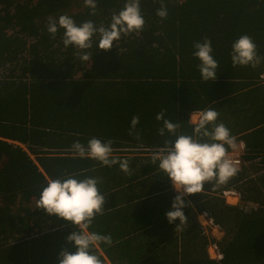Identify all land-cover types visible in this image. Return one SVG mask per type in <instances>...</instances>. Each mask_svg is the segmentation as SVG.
<instances>
[{
    "label": "trees",
    "instance_id": "trees-1",
    "mask_svg": "<svg viewBox=\"0 0 264 264\" xmlns=\"http://www.w3.org/2000/svg\"><path fill=\"white\" fill-rule=\"evenodd\" d=\"M96 3L91 15L83 0H0V69L6 71L0 76V264H59L61 250L74 252L66 237L80 228L37 207L42 188L48 179L71 175L80 180L90 171L97 160L74 155L75 141L86 145L96 137L111 139L112 147L163 148L165 139L175 136L158 134L163 122L155 117L162 109L164 118L179 124L177 135H192V111L214 109L217 123L249 148L244 159L260 157L258 169H264V85L259 82L264 60L255 68L234 67L230 57L232 43L247 34L264 58V0H165L166 19L156 15L160 0H140L142 31L121 35L110 50H99L95 35L90 49L63 48L64 30L54 38L47 31L49 18L62 14L77 25L91 20L107 27L125 0ZM204 38L211 41V55L218 62L214 81L201 79L200 61L193 55L194 42ZM82 51L92 54L89 63L79 58ZM133 116L139 117L138 139L129 135ZM135 165L129 162L133 170ZM117 169L119 164L113 165L109 176ZM244 175L238 171L223 185L205 182L201 193L183 197L188 225L178 226V218L167 221L171 206L166 203L175 193L166 202L167 192L157 195L160 205L152 210L158 211L164 235L175 234L171 249L160 244L150 250V264H264V180H241ZM155 177L145 180L151 192L165 188L170 194L165 173ZM230 186L259 206L244 212L225 203L219 191ZM112 200L105 198L103 209L114 208ZM143 207L144 213L141 200L124 206L131 211ZM203 209L222 226L220 239L203 234L196 224L195 213ZM97 219L88 231L100 233L112 223ZM33 232L39 233L36 238L22 242L24 234ZM10 238L17 240L11 243ZM209 241L223 252L220 263L209 258ZM106 255L112 264H138L133 257L121 262L109 251Z\"/></svg>",
    "mask_w": 264,
    "mask_h": 264
},
{
    "label": "clouds",
    "instance_id": "clouds-1",
    "mask_svg": "<svg viewBox=\"0 0 264 264\" xmlns=\"http://www.w3.org/2000/svg\"><path fill=\"white\" fill-rule=\"evenodd\" d=\"M83 2L85 6L90 8V14L95 15L96 0H83ZM139 3L140 0H125L123 8L112 15L111 22L107 27L103 24L96 26L91 20L77 25L73 18L62 14L58 18H49L47 31L54 38L57 31L62 28L64 30L62 43L65 48L71 45L80 50L90 49L95 35L98 38L97 48L99 50H110L113 42L119 40L121 35L128 36L131 33L138 34L142 31L145 21L141 15ZM160 3L161 7L157 9L156 15L166 19L168 10L165 0H160ZM193 47L195 49L193 55L200 61L197 68L201 79L214 81L217 77L218 62L211 55L213 51L211 41L204 38L203 42H194ZM78 55L82 61H87L88 63L91 61L92 54L90 52L82 51ZM230 57L234 67L251 66L255 68L264 60L257 54V46L247 34L239 36L232 43ZM16 68L21 71L19 67ZM24 73L28 77L27 72L25 71ZM195 113L200 114L196 121L191 119L192 114ZM218 115V112L212 108L204 112L202 110L192 111L190 113V122L194 124L192 135H177L179 124L164 118L163 109L156 114V120L163 122L162 126L157 130L158 134L161 137H164L166 133L168 136H175L174 140L165 139L162 151H152L150 153L153 164H158V167L169 178L175 190L173 191L176 196L172 200L171 210L165 213L169 223H173L178 218L180 221L178 226L188 225L187 218L182 211L187 206L183 197L185 198L189 194L201 193L204 190L205 182L211 184L215 182L217 185H223L235 176L238 171L244 170L245 159L243 154L245 150L240 146L239 149L241 151L235 152L237 154L236 157L240 159V164L236 167L234 161L227 156V151L236 147L235 138L222 122L217 123ZM138 123L139 117L133 116L129 127V135H133L137 139L140 135L139 132L135 131ZM112 143L111 139L102 142L100 139L92 137L86 145L79 141L73 142L71 152L81 158L97 160L109 168L119 164L121 170L125 173H130L129 161L133 160L124 158L127 157L126 152L132 153L134 149L140 152L142 145L136 149L137 146L112 147ZM228 148L230 149L228 150ZM112 150L118 151L117 156H113ZM259 158L256 157V161ZM258 170L264 169L259 168ZM132 179H135V177ZM241 180H248V174L245 173ZM98 183L99 178L85 177L77 180L69 175L63 179H48L46 186L40 192L36 202L38 208L43 209L49 215H55L80 228L79 231H71L66 237L67 241L73 243L75 251L61 250L59 253V264H103L99 246L101 243L111 245L113 242L112 238L110 235H101L86 230L91 226L94 218L103 212L105 197L100 193ZM229 188L236 192L234 195L236 200L231 201L221 195L225 203L235 205L244 212L256 209L259 206L256 201L243 200L237 188L233 186ZM244 202H251L254 205L252 208L244 210L242 208ZM113 203L112 207L114 208H124L127 205H121L117 201ZM202 211L209 213V218L212 219L213 224L206 225L199 220L198 213ZM195 221L200 226L202 233L207 236H214L220 239L224 235L222 226L215 221L214 216L208 209L196 211ZM23 237L27 238L29 236L24 234ZM211 243L217 245L216 242L209 241L206 245V252L210 259L220 263L221 259H223V252L217 245L222 257L219 259L211 257L208 248Z\"/></svg>",
    "mask_w": 264,
    "mask_h": 264
},
{
    "label": "crops",
    "instance_id": "crops-1",
    "mask_svg": "<svg viewBox=\"0 0 264 264\" xmlns=\"http://www.w3.org/2000/svg\"><path fill=\"white\" fill-rule=\"evenodd\" d=\"M233 137L235 138V135H233ZM236 140V147L234 149L239 148L237 142L238 140L241 141L240 139ZM248 149L249 148L245 149V152ZM231 150H233V148H231ZM240 151L241 150L235 152ZM112 154L113 156H117L118 151L112 150ZM126 154L127 157L124 158H129L136 163L134 170L129 166L130 173H125L123 170L121 172L120 169H117L113 175L109 176L110 168L99 161L94 162L95 165L91 167L90 171L84 172L85 177L99 178L98 189L100 193L103 194L105 198L113 199V202L117 201L118 203L127 204L125 206H128V204H133L137 202V200L143 202L147 200L145 201L147 209L144 213L142 212L145 209L144 207L136 208V210L131 208L132 211L130 208L106 207L103 209L102 214L97 215L100 221L104 223L107 222L108 225L109 222L105 219L110 218L112 221L107 229H102L99 233L101 235H110L113 241L111 245L100 244L101 259L104 260V264H112L111 260L106 255V252L109 251L113 256H117L118 261L121 262H127L133 257L138 264H150L151 262L149 259L153 257L150 253L151 249L160 247V244H165L167 246H164L166 249L172 248L171 240L175 232L172 233L171 231L170 235H164L163 229L165 226L160 224L161 219L156 216L158 211H153L152 208H159V197L157 195L167 192L165 195L167 196L166 202L169 200L168 197L173 195L174 191L171 188V182L169 180V187L170 190H172L170 194H168L169 190L165 188L159 192H151L152 190L145 180H151V178L163 171L158 165L153 164L152 156L149 151L141 148L140 152L133 150L132 153L127 151ZM243 167L247 170L248 179L264 180V176L261 177V173H263L264 170H258L259 163L256 159H246ZM140 171H142L141 175H136V173ZM134 177L135 179H132ZM132 198L136 199L131 200ZM171 203L172 200L166 204L171 206ZM149 211L153 212L150 214V216L153 214V217H148ZM86 230L84 229V231ZM37 234L39 233L33 232L29 237H23L22 242H30V240L38 236Z\"/></svg>",
    "mask_w": 264,
    "mask_h": 264
},
{
    "label": "rangeland",
    "instance_id": "rangeland-1",
    "mask_svg": "<svg viewBox=\"0 0 264 264\" xmlns=\"http://www.w3.org/2000/svg\"><path fill=\"white\" fill-rule=\"evenodd\" d=\"M16 28H14L13 30H15ZM11 31V29H9V32ZM63 48H64V46H63ZM80 72H81V70H79ZM6 71H5V69H3V68H1L0 69V76L1 77H3V75H4V73H5ZM16 72H18V70H16ZM28 74V73H27ZM262 74H264V72H262L261 73V75ZM80 75V73L78 72V71H76V76H79ZM260 75V76H261ZM259 82L261 83L262 82V79H261V77H259ZM262 84V83H261ZM264 85V84H263ZM196 114V115H195ZM195 114H192V117H191V119L192 120H197L198 118H199V116H200V114L199 113H195ZM238 147H240V145L238 144ZM139 148V146H137V148L136 149H138ZM146 149H150V148H148V147H145ZM135 150V149H134ZM240 149L239 148H236V149H233V150H229V151H227V155L228 156H230V158H235L236 156H237V154L235 153V151H239ZM32 157H33V154H30ZM33 160H34V158H33ZM244 171H245V173H247V170L244 168ZM227 199L228 200H231V201H234V200H236V198L234 197V196H231V197H227ZM122 205V204H121ZM254 204L253 203H251V202H244L243 204H242V208L245 210V209H250V208H252V206H253ZM30 207L32 208L33 207V204H30ZM198 218L199 219H202L201 218V216H198ZM98 220V219H97ZM45 228H46V226H45ZM217 233V232H216ZM21 234V233H20ZM218 234V233H217ZM9 240H11L10 242L11 243H14L16 240L15 239H13L12 240V238H10V239H8L7 241H9ZM209 248V247H208ZM68 251H70V249H68ZM47 260V259H46ZM46 260L44 261V263L46 262ZM106 264H108V263H106Z\"/></svg>",
    "mask_w": 264,
    "mask_h": 264
},
{
    "label": "built area",
    "instance_id": "built-area-1",
    "mask_svg": "<svg viewBox=\"0 0 264 264\" xmlns=\"http://www.w3.org/2000/svg\"><path fill=\"white\" fill-rule=\"evenodd\" d=\"M262 79V83L264 84V74H262L261 76ZM228 156V155H227ZM228 158H230V156H228ZM231 160L234 161L236 167L239 166L240 164V159L238 157L235 158H230ZM226 192H229L232 196H234L236 194V192L233 189H229L227 191H223V193L225 194ZM198 216H201L202 219H199L203 224H213L212 219L209 218V213L206 211H202L200 213H198ZM209 253L210 256L216 259H219L222 257V254L220 253L217 245L215 243H211L209 245Z\"/></svg>",
    "mask_w": 264,
    "mask_h": 264
},
{
    "label": "bare ground",
    "instance_id": "bare-ground-1",
    "mask_svg": "<svg viewBox=\"0 0 264 264\" xmlns=\"http://www.w3.org/2000/svg\"><path fill=\"white\" fill-rule=\"evenodd\" d=\"M236 140V139H235ZM237 141V140H236ZM244 150L246 149L245 148V144H244V142L242 141H239L238 140V142H237ZM146 146H143L142 145V149H145V150H147V151H149V153H151L152 151H156V152H159V151H162L163 150V148L161 147L159 150H155V149H146L145 148ZM148 148H150V147H148ZM142 154V153H141ZM147 154V153H146ZM171 188L174 190V188H173V186H172V184H171ZM230 188L229 187H227V188H222L220 191H219V194L220 195H222V196H225V197H231L232 195L229 193V192H226L225 194L223 193V191H227V190H229ZM175 191V190H174ZM221 261H222V259H221Z\"/></svg>",
    "mask_w": 264,
    "mask_h": 264
}]
</instances>
